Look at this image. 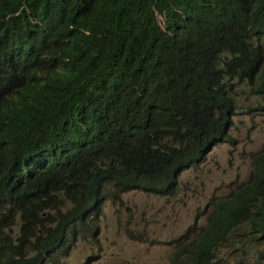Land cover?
Wrapping results in <instances>:
<instances>
[{
	"label": "trees",
	"instance_id": "16d2710c",
	"mask_svg": "<svg viewBox=\"0 0 264 264\" xmlns=\"http://www.w3.org/2000/svg\"><path fill=\"white\" fill-rule=\"evenodd\" d=\"M263 64L264 0H0V264H56L53 217L3 206L26 171L71 157L80 187L109 164L118 195L124 146L127 169L139 155L136 189L174 194L226 138L227 77L252 81ZM247 188L264 244V152Z\"/></svg>",
	"mask_w": 264,
	"mask_h": 264
},
{
	"label": "clouds",
	"instance_id": "9594fccd",
	"mask_svg": "<svg viewBox=\"0 0 264 264\" xmlns=\"http://www.w3.org/2000/svg\"><path fill=\"white\" fill-rule=\"evenodd\" d=\"M157 18L160 28L165 32V16L158 14ZM230 59H232V54L228 51L223 52L218 67L224 69V62ZM229 81L234 85V91L230 93V96L235 103V110L231 117V126L226 132V138L217 145L220 143L235 145L238 142L231 134L233 117L237 115V104L233 94L238 85L246 84L252 88L257 85L255 91L264 100V64L252 81H240L238 78L230 80L227 77L226 82ZM252 110L264 115V104H259ZM78 123V119L74 118L67 121V126L70 130H77ZM263 152L264 150L251 156V173L246 184L238 185L227 196L211 198L209 201L211 214L206 224L199 226L195 218L181 235L162 243L169 252L168 264H246L245 260L249 250L264 246L258 241L257 223L253 218V214L262 209L263 200L247 188L252 178L253 159ZM125 161L126 154L123 146L115 161L117 166L115 173L120 178L118 186L120 193L116 195V187L108 181L111 173L109 164L95 172L92 178L78 187L74 174L75 159L58 154L51 155L43 163L26 171L22 183L17 188L20 192L10 197L4 195L3 206L6 210L16 213V216L28 214L29 218L37 221L38 216L53 217L49 227L52 228L57 243L54 260L56 264H64L76 243L85 240L86 236L96 240L100 233L104 209L108 203L122 205L127 195L136 192L160 198L176 196L181 176L189 170L183 171L177 178L174 194L160 189L141 190L135 188L139 155L130 159L129 169ZM198 166H193L191 169ZM102 174L106 177L101 180ZM127 236L135 244L148 243L141 233H136L131 229L128 230ZM263 250H257L258 259H264V256L259 254ZM234 253H237V256H234ZM93 259L95 257H88L86 262L89 263Z\"/></svg>",
	"mask_w": 264,
	"mask_h": 264
},
{
	"label": "rangeland",
	"instance_id": "374dc122",
	"mask_svg": "<svg viewBox=\"0 0 264 264\" xmlns=\"http://www.w3.org/2000/svg\"><path fill=\"white\" fill-rule=\"evenodd\" d=\"M256 87L240 84L233 94L237 104L231 128L238 141L235 145L220 143L203 165L185 171L176 196L160 198L136 192L127 195L122 205L108 203L96 240L86 236L76 243L64 264H168L169 252L162 243L181 235L195 218L199 226L206 224L211 198L227 196L246 184L251 156L264 150V115L252 110L264 104ZM129 229L141 233L148 243L131 242ZM259 249L264 246L249 250L246 264H264L256 256ZM88 257L95 259L87 263Z\"/></svg>",
	"mask_w": 264,
	"mask_h": 264
},
{
	"label": "bare ground",
	"instance_id": "6f19581e",
	"mask_svg": "<svg viewBox=\"0 0 264 264\" xmlns=\"http://www.w3.org/2000/svg\"><path fill=\"white\" fill-rule=\"evenodd\" d=\"M17 59H18V58H16V60H17ZM16 60H15V61H16ZM99 234H100V233H99Z\"/></svg>",
	"mask_w": 264,
	"mask_h": 264
}]
</instances>
